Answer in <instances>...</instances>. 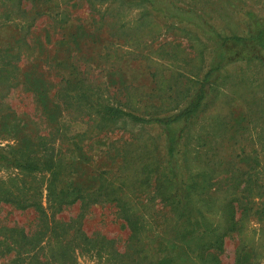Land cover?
<instances>
[{"label":"rangeland","instance_id":"obj_1","mask_svg":"<svg viewBox=\"0 0 264 264\" xmlns=\"http://www.w3.org/2000/svg\"><path fill=\"white\" fill-rule=\"evenodd\" d=\"M119 1L0 0V148L15 139L53 135L54 151L68 158L67 171L84 193L109 182L145 216L148 234L141 244L150 262L176 255L169 240H154V223L167 218L172 201L190 196V202L216 224L230 200L236 224L223 237L219 264H264L261 42L247 44L249 55L257 52L262 57L259 61H227L246 46L224 44L223 64L212 73L201 108L178 137V150L169 156L165 141L179 135L181 121L166 132L155 123L104 119L97 115L95 101L145 118L172 114L208 68L217 43L192 35L195 29L175 24L143 0ZM186 3L202 18L210 36L216 32L221 37H247L264 26V0ZM59 78L82 80L90 86V99L71 102L58 116L61 110L49 97ZM51 115L56 122L48 119ZM13 172L0 164V180ZM203 174L202 190L192 188L191 195L183 196L185 185L200 182ZM244 175H249L247 187L233 186L232 179ZM42 178L34 174L25 179L39 185ZM40 198L44 205L43 190ZM76 215L73 226L87 235L112 239L118 250L133 242L112 202L81 208L75 203L55 213L62 221ZM35 225L30 207L0 202V226L29 233ZM39 246L43 253L54 247L42 242ZM13 255V250L1 255L0 264ZM75 257L77 264H112L103 253L77 251ZM50 259L46 258L56 264Z\"/></svg>","mask_w":264,"mask_h":264},{"label":"trees","instance_id":"obj_2","mask_svg":"<svg viewBox=\"0 0 264 264\" xmlns=\"http://www.w3.org/2000/svg\"><path fill=\"white\" fill-rule=\"evenodd\" d=\"M86 1L92 3V0ZM124 1L120 0L119 2L123 4ZM143 1L152 10L164 16H172L192 23L200 32L202 31L201 33L206 39L217 43L210 58V64L202 72L201 77L196 80L194 88L187 96L183 106L177 108L172 114L145 118L115 104H100L96 101L95 104L98 106L97 115L100 118L109 120L127 118L133 123H155L166 132L171 130L174 123L181 121L183 126H178L177 129L179 135L177 134L174 139L167 138L165 141L166 154L171 156L178 150V137L184 127L203 104L212 73L217 72L223 64L220 65V61L224 59V44L231 41L235 45L246 46L240 55L227 59V61L233 59L259 61L262 57L257 52H252L249 55L247 44L253 41L261 42L260 47L264 52V44H262L264 26H257L256 31L248 34L247 37L238 35L221 37V34L216 32L210 36V32L203 30L202 19L193 11L180 10L182 12L178 14L176 8L170 3L166 4L165 0ZM53 85L56 86V89L50 95L49 101L54 103L58 110H61L57 113L58 116L70 107L71 102L90 99V86H84L80 79L69 81L59 78ZM48 119H53V122H56L54 115L48 116ZM46 135L50 138L39 135L32 136L29 140L15 139L0 148V164L15 170L12 175L0 180V202L11 203L21 208L30 207L36 214L35 228L29 233L19 227L0 226V256L11 250L14 251L12 259L7 264H51L46 258H51L50 260L56 264H77L75 257L77 251L90 254L94 252L96 255L103 253L110 258L112 264H219L218 254L222 248L223 237L233 231L236 224L230 200L227 202L228 207L220 210L221 222L216 224L209 221L208 216L201 211L200 207H195L190 202V196L178 197L172 201L169 213L164 215L167 218L160 223H154L156 228L154 240H169L170 248L176 252V255L150 262L146 257L147 247H144L143 243L141 244L148 234L145 216L129 203V199H125L120 195L121 193H118L119 187L113 186L109 182H99L94 190L84 193V190L77 186L74 178L67 171L68 158L64 157L63 159L54 151L55 137L51 134ZM203 144H205V140H203ZM207 163L209 164V160L206 159L205 164L207 165ZM34 174L43 177L39 185L25 179L26 176ZM244 176L241 179L233 178V186L241 184V190L247 187L249 175ZM204 178L203 174L200 182L192 180L187 183L183 190V196L191 195L192 188L198 189L199 187L202 190L206 181ZM42 190L44 191V205L40 198ZM101 202L113 203L117 216L127 228V237L133 241L127 242L122 250H118L113 245L112 239L97 234L90 236L77 226H73L71 222L76 221L78 215L73 220L64 221L55 217L56 212L75 203H78L81 208L88 204ZM158 212L155 211V213ZM41 242L52 244L54 247L47 248V252L43 253L39 246ZM105 260L108 262L107 258Z\"/></svg>","mask_w":264,"mask_h":264},{"label":"crops","instance_id":"obj_3","mask_svg":"<svg viewBox=\"0 0 264 264\" xmlns=\"http://www.w3.org/2000/svg\"><path fill=\"white\" fill-rule=\"evenodd\" d=\"M189 0H170L169 1V3L171 4V5H173L175 8H176V10H177V12H178V14H179V12H182V11H180V10H186V9H189L190 11H193L194 13H195V11L193 10V8L192 7H190V6H188L187 5V3L186 2H188ZM182 3L184 4V5H182ZM196 14V13H195ZM161 16H164V15H162V14H160ZM197 15V14H196ZM197 16H199V15H197ZM165 17H167V16H165ZM200 17V16H199ZM168 18L169 19H171V20H173V21H175V24H179V25H183L184 27H190V28H192V29H195L196 31H197V33H195V34H192V33H190L189 31H191L190 29H189V31H188V33L191 35H197L198 36V38L199 37H201V38H205L203 35H202V31L200 32V30L195 26V25H193L192 23H190V22H186V21H182V20H180V19H178V18H174V17H172V16H168ZM200 19H202L201 17H200ZM197 36H195V37H197ZM206 39V38H205Z\"/></svg>","mask_w":264,"mask_h":264}]
</instances>
